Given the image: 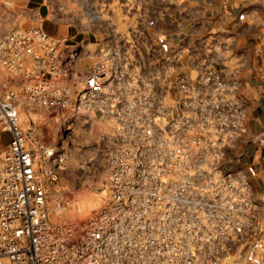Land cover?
Masks as SVG:
<instances>
[{"label":"built area","instance_id":"1","mask_svg":"<svg viewBox=\"0 0 264 264\" xmlns=\"http://www.w3.org/2000/svg\"><path fill=\"white\" fill-rule=\"evenodd\" d=\"M77 57L66 38L38 27L0 37V68L18 85L0 84V133L9 136L0 151V264H264L256 170L231 168L241 154L228 155L246 134L237 71L217 72L197 55L191 77L173 54L135 73L105 46L78 71ZM25 102L114 123L104 137L108 196L86 218L52 220L65 202L47 209L37 166L49 162L43 177L54 182L65 154L30 143L18 118Z\"/></svg>","mask_w":264,"mask_h":264},{"label":"crops","instance_id":"2","mask_svg":"<svg viewBox=\"0 0 264 264\" xmlns=\"http://www.w3.org/2000/svg\"><path fill=\"white\" fill-rule=\"evenodd\" d=\"M8 1L10 7L0 4V16L5 8L9 18L5 21H11L7 30L38 27L53 39L66 38V47L78 52L74 64L78 71L89 67L102 46L118 50L135 73L149 74L156 59L173 54L181 55L183 72L190 71L197 55L217 72L236 70V96L244 108L246 134L228 155L241 154L231 168L244 170L250 165L256 170L250 183L254 200L262 206L264 241V142L258 143L264 138V0H87L93 15L88 20L67 13L74 7L82 10L85 0H61L58 14L52 12L50 0ZM7 30L0 31V37ZM0 84L18 88L2 68ZM105 126L110 132L114 123ZM2 134L6 133H0L1 139Z\"/></svg>","mask_w":264,"mask_h":264},{"label":"rangeland","instance_id":"3","mask_svg":"<svg viewBox=\"0 0 264 264\" xmlns=\"http://www.w3.org/2000/svg\"><path fill=\"white\" fill-rule=\"evenodd\" d=\"M67 1L70 3L73 0ZM50 2L52 12L56 10L57 14L60 13L57 4H61V0H50ZM84 2L82 10L76 11L74 7L67 13L75 17L79 15L82 20L93 17L87 0ZM4 13H8L5 8L2 9L0 16L5 21L9 18ZM2 20H0V31L10 29L11 21ZM18 118L30 143L39 141L55 152L65 154V169L54 182L46 181L43 177V168L47 167L49 162L45 161V165L37 166L38 175L45 183L47 209L52 211L55 204L65 202V212L60 216L51 215L52 220L83 219L101 208L108 196L104 183L108 151L104 140L108 133L105 122L97 117H75L26 102L20 103ZM2 136L4 137L0 138V151L9 140L8 134Z\"/></svg>","mask_w":264,"mask_h":264}]
</instances>
